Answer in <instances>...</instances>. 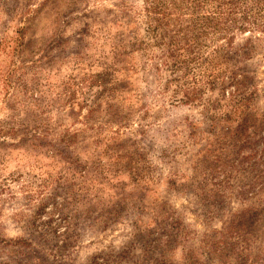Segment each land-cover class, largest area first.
<instances>
[{"label":"rangeland","instance_id":"374dc122","mask_svg":"<svg viewBox=\"0 0 264 264\" xmlns=\"http://www.w3.org/2000/svg\"><path fill=\"white\" fill-rule=\"evenodd\" d=\"M0 264H264V0H0Z\"/></svg>","mask_w":264,"mask_h":264},{"label":"trees","instance_id":"16d2710c","mask_svg":"<svg viewBox=\"0 0 264 264\" xmlns=\"http://www.w3.org/2000/svg\"><path fill=\"white\" fill-rule=\"evenodd\" d=\"M241 28H242V30H245L246 27L245 28L241 27Z\"/></svg>","mask_w":264,"mask_h":264}]
</instances>
